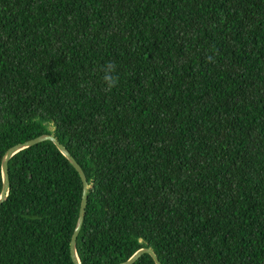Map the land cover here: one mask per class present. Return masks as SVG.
Returning <instances> with one entry per match:
<instances>
[{
    "label": "trees",
    "instance_id": "obj_1",
    "mask_svg": "<svg viewBox=\"0 0 264 264\" xmlns=\"http://www.w3.org/2000/svg\"><path fill=\"white\" fill-rule=\"evenodd\" d=\"M42 135L82 264H264V0H0V196ZM9 170L0 264H74L79 173Z\"/></svg>",
    "mask_w": 264,
    "mask_h": 264
},
{
    "label": "water",
    "instance_id": "obj_2",
    "mask_svg": "<svg viewBox=\"0 0 264 264\" xmlns=\"http://www.w3.org/2000/svg\"><path fill=\"white\" fill-rule=\"evenodd\" d=\"M48 141L53 142L55 146L58 148V150L68 159L70 164L79 173L83 181V184H84V192H83L79 220H78L74 235L72 237V242H71V255H72L73 262L74 264H82L79 254H78L77 244H78V239L83 229V225H84L85 218H86L88 199H89L88 195H89V190L91 186L88 183L87 176L84 170L82 169V167L80 166V164L72 156L69 150L54 135H42L28 142L19 144L7 151L2 161L3 190L0 196V206L3 205L5 201L7 200L9 193H10V189H11L10 170H9V164L11 160L14 158V156L19 154L20 152L26 149H29L31 147H34L36 145L42 144L44 142H48ZM145 255H150L156 264H162L157 254L151 248L140 249L128 261L122 264H136Z\"/></svg>",
    "mask_w": 264,
    "mask_h": 264
}]
</instances>
